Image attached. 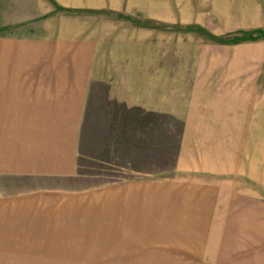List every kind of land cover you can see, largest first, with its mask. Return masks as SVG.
I'll use <instances>...</instances> for the list:
<instances>
[{"label":"rangeland","instance_id":"rangeland-1","mask_svg":"<svg viewBox=\"0 0 264 264\" xmlns=\"http://www.w3.org/2000/svg\"><path fill=\"white\" fill-rule=\"evenodd\" d=\"M49 32L98 50L102 61L165 75L173 112L170 173L137 179L140 190L142 179L152 187L139 195L147 200L85 216L65 197L34 199L1 177L0 202H22V228H93L85 248L73 253L97 264H112L107 260L118 254L149 256L155 264H264V0H0V49L11 44L10 55L0 51L1 82H22V39ZM158 165L148 169L158 172ZM191 191L204 224H213L201 228L202 242L192 241L199 235L192 232L191 240L138 242L117 254L113 241L98 239L97 228H133V217L152 212L153 199L168 204L170 192L181 199ZM62 213L70 226L61 223Z\"/></svg>","mask_w":264,"mask_h":264},{"label":"crops","instance_id":"crops-1","mask_svg":"<svg viewBox=\"0 0 264 264\" xmlns=\"http://www.w3.org/2000/svg\"><path fill=\"white\" fill-rule=\"evenodd\" d=\"M0 51L10 55L11 44L4 43ZM97 51L60 40L56 32L26 37L22 82L0 81V89L9 90L0 92V178L22 184V193L35 194L34 199L37 194L50 200L65 197L73 207H83L84 216L90 210L116 211L125 203L147 200L139 195L152 187L142 179L140 190L137 179L170 173L173 112L165 75L102 61ZM8 150L21 153L14 156ZM156 161L158 172L150 171L148 164ZM202 165L212 167L207 160ZM97 167L101 171L93 172ZM194 196L191 191L180 199L170 192L168 204L164 197L153 199L152 212L133 217V228H97L98 239L113 241L117 254V249L131 250L138 242L175 241L176 235L191 240L189 233L203 234L201 228L213 225L204 224L205 211L196 209ZM9 204L0 202V264L11 259L15 261L8 264H97L73 253L85 248L93 228H22V202ZM60 216L61 223L70 226V215ZM193 240L204 238L199 234ZM118 255L107 262L156 263L149 256L141 261Z\"/></svg>","mask_w":264,"mask_h":264}]
</instances>
